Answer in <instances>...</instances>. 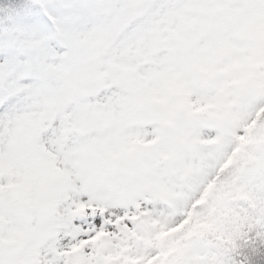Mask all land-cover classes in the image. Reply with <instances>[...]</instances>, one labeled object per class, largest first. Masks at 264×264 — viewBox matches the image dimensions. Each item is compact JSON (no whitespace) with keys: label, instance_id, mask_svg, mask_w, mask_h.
<instances>
[{"label":"snow or ice","instance_id":"6c2138e0","mask_svg":"<svg viewBox=\"0 0 264 264\" xmlns=\"http://www.w3.org/2000/svg\"><path fill=\"white\" fill-rule=\"evenodd\" d=\"M0 264H264V0H0Z\"/></svg>","mask_w":264,"mask_h":264}]
</instances>
